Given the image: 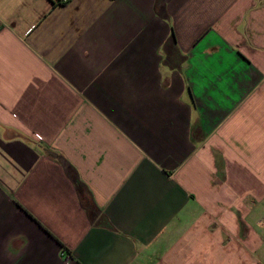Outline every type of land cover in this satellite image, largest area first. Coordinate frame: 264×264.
<instances>
[{"label": "crops", "instance_id": "obj_1", "mask_svg": "<svg viewBox=\"0 0 264 264\" xmlns=\"http://www.w3.org/2000/svg\"><path fill=\"white\" fill-rule=\"evenodd\" d=\"M263 217L264 0H0V264H264Z\"/></svg>", "mask_w": 264, "mask_h": 264}, {"label": "built area", "instance_id": "obj_2", "mask_svg": "<svg viewBox=\"0 0 264 264\" xmlns=\"http://www.w3.org/2000/svg\"><path fill=\"white\" fill-rule=\"evenodd\" d=\"M58 2L60 4H65L67 2V0H58ZM257 227H264V219H261L258 223H257ZM60 257L67 260L69 258V255L64 251L61 250L60 251Z\"/></svg>", "mask_w": 264, "mask_h": 264}, {"label": "rangeland", "instance_id": "obj_3", "mask_svg": "<svg viewBox=\"0 0 264 264\" xmlns=\"http://www.w3.org/2000/svg\"><path fill=\"white\" fill-rule=\"evenodd\" d=\"M262 219H264V217H263ZM260 220H261V219H260ZM260 220H259V221H260ZM259 221H258V222H259ZM258 222H257V223H258ZM257 223H256V226H257ZM258 228H260V229H262V228H263V230H262V231H260V232H262V234H263V236H264V227H258Z\"/></svg>", "mask_w": 264, "mask_h": 264}, {"label": "trees", "instance_id": "obj_4", "mask_svg": "<svg viewBox=\"0 0 264 264\" xmlns=\"http://www.w3.org/2000/svg\"><path fill=\"white\" fill-rule=\"evenodd\" d=\"M77 188H78V186H77Z\"/></svg>", "mask_w": 264, "mask_h": 264}]
</instances>
